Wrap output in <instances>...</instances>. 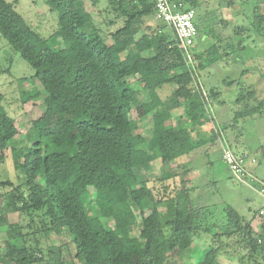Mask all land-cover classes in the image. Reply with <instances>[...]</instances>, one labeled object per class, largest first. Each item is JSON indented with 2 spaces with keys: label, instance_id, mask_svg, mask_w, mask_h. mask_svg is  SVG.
Here are the masks:
<instances>
[{
  "label": "trees",
  "instance_id": "trees-1",
  "mask_svg": "<svg viewBox=\"0 0 264 264\" xmlns=\"http://www.w3.org/2000/svg\"><path fill=\"white\" fill-rule=\"evenodd\" d=\"M47 1L58 22L42 35L17 10L18 0H0V33L35 69L31 81L42 84L40 91L24 94V101L42 96L44 104L27 143L19 146L18 127L0 91V163L11 148L17 174L16 182L0 177V238L5 232L9 241L0 264H65L62 246L41 243L51 230L66 233L81 264H173V256L180 264H221L224 255L235 256L238 264H264L258 260L264 232L257 236L251 219L229 203L217 217L220 202H201L203 194L195 195L200 186H189L195 168L181 161L205 144L217 145L224 127L264 111V68L263 84L246 83L256 67L248 65L238 78L222 80L226 89L240 86L233 120L212 137L201 135L213 121L209 104H227L218 100L220 85L204 90L202 73L223 62L251 60L242 54L252 48L246 42L252 32V42L262 40L264 46V0H173L196 12L195 42L203 43L188 47L189 56L174 28L156 18L155 0H108L110 23L123 21L111 44L85 0ZM237 3L250 22L235 24L223 11ZM164 86L171 94L160 99ZM144 90L151 100L143 98ZM149 115L152 136L137 144L145 130L138 119ZM154 157L161 162L155 179H179L183 189L156 194L147 174ZM95 186L100 199L93 198ZM234 237L242 251L235 248L232 255ZM196 240L207 247L195 250Z\"/></svg>",
  "mask_w": 264,
  "mask_h": 264
},
{
  "label": "rangeland",
  "instance_id": "rangeland-1",
  "mask_svg": "<svg viewBox=\"0 0 264 264\" xmlns=\"http://www.w3.org/2000/svg\"><path fill=\"white\" fill-rule=\"evenodd\" d=\"M13 1V0H9ZM95 1V2H94ZM87 9L91 12L94 21L103 29L106 40L109 44L113 43L112 32H114L119 26L123 24L121 19H116L115 23H110L114 16L111 13L106 12L108 0H85ZM215 0H210V4H214ZM17 10L25 17L28 23L42 35L50 34L55 27H57L58 14L50 9L47 0H18ZM243 7V6H242ZM222 10V9H221ZM231 21L235 20V24L250 22V19L244 18L240 5L237 3L236 7L223 10ZM154 23V22H151ZM234 24V25H235ZM227 31L229 29L227 28ZM147 31L141 30L136 38H140ZM224 32V29H223ZM252 37H249L246 42L251 45L252 48L245 51L242 56L244 58H251L249 61H245L239 58L237 62L230 61V65L225 66L223 62L218 67H211L209 72L202 73L201 81L205 84L204 90H208L214 85H220L223 89V96H218V100H224L227 102L225 105H221L218 101L210 103V111L213 116V121L205 124L200 130L201 135L204 138L212 137L216 133L217 127H222L225 123H230L234 117L235 100L240 92L239 85H233L230 89L224 87L222 80L226 77L238 78V71L248 65L256 66L255 73L246 76L244 78L246 83L258 80L263 84V80L260 78V69L264 68V46L262 40L252 42L251 38H257L252 32ZM196 40V47H200L203 43V39ZM201 44V45H200ZM254 45L258 46L255 47ZM254 46V47H253ZM261 48H260V47ZM257 57V58H255ZM248 59V58H247ZM233 60V59H231ZM35 74V69L16 52L7 42V40L0 33V91L4 94V105L8 113L15 119L19 133L15 137L16 145H24L27 143L26 135L32 125V121L40 116L44 110L43 98L38 97L35 99H29L24 101V94L28 95L29 92H33L35 88L40 91L42 84L39 81L33 83L31 77ZM27 78L28 80H24ZM172 88L170 86H164L158 90L160 99H165L170 96ZM143 98L146 101L152 99L148 90L143 91ZM182 110H173V116L181 113ZM133 118H137V114L133 112ZM150 115L143 119H138L139 124H143L145 130L142 132L141 137L136 139V143L139 144L144 139H149L152 136V126ZM233 123V122H232ZM225 145L230 147L235 153L248 154L249 160L246 165L249 164L252 167L249 169L248 186L242 181L233 177L231 170L228 168L224 160L222 159V147L218 139L217 145L208 143L202 147L196 149L192 154L185 155L181 159L188 166H193L195 170L190 172L188 177L193 182L189 186L199 185L200 187L195 192V195L203 194L202 203H214L220 202L218 208H216V216L221 218L224 216L222 207L224 204L229 203L234 205L239 212L246 218L251 219L252 227L254 228L256 235L264 232L263 220L259 215H255L256 211L264 205V198L260 194L261 187L264 186V111L261 114H255L245 118H240L234 125L224 127L220 138ZM206 151L208 154H205ZM187 157V159H186ZM252 158L256 161L252 162ZM152 167L148 171V175L151 178L150 185L153 186L161 195H174L176 192L183 189L180 180H170L162 183L155 179V176H160V159L156 157L152 158ZM209 161V162H208ZM0 177L7 179L10 178L17 181V174L14 169L12 160L11 148L5 149L3 152V161L0 163ZM93 198H102L101 192L98 186L92 188ZM94 198V199H95ZM184 204L186 200H184ZM26 219L22 222L26 223ZM237 240L236 237L230 239L232 247L230 252L234 254L235 248L242 251V243L233 244ZM8 237L3 232L0 238V251L4 249L8 243ZM43 246H62L63 259L65 264H81L74 258L75 249L70 242V238L66 233L58 234L55 230H51L48 236L41 240ZM207 244L203 240H196L194 243V249H205ZM258 260L264 263V254L258 256ZM221 264H238L236 257H220ZM171 263L180 264L178 257L173 256ZM42 264H48L45 260ZM248 264H255L249 261Z\"/></svg>",
  "mask_w": 264,
  "mask_h": 264
},
{
  "label": "built area",
  "instance_id": "built-area-1",
  "mask_svg": "<svg viewBox=\"0 0 264 264\" xmlns=\"http://www.w3.org/2000/svg\"><path fill=\"white\" fill-rule=\"evenodd\" d=\"M155 4L156 18L174 28L180 41V48L185 50V55L189 56L188 47L196 45L195 39L198 34L195 10L185 9L181 2L173 0H155ZM222 149V159L231 170L233 177L251 187L247 179L249 171L246 165L247 160L250 161L249 155L235 153L228 146H223ZM251 160L252 162L256 161L254 158ZM259 192L264 198V186L261 187ZM259 213L261 217H264V205L260 208Z\"/></svg>",
  "mask_w": 264,
  "mask_h": 264
},
{
  "label": "crops",
  "instance_id": "crops-1",
  "mask_svg": "<svg viewBox=\"0 0 264 264\" xmlns=\"http://www.w3.org/2000/svg\"><path fill=\"white\" fill-rule=\"evenodd\" d=\"M219 141H220V143H221V146H220V147L223 148V146H227V145L224 144V142H223L221 139H219ZM219 141H218V142H219ZM186 159H187V157H186ZM248 167L250 168V167H252V166L249 164V166L247 165V168H248ZM248 171H249V169H248ZM262 207H263V206H262ZM262 207H260V208H262Z\"/></svg>",
  "mask_w": 264,
  "mask_h": 264
}]
</instances>
